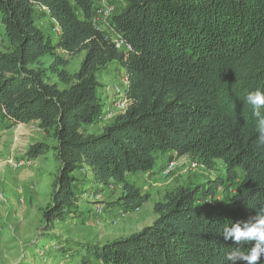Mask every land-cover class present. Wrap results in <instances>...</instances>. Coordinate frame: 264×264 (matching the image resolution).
Returning a JSON list of instances; mask_svg holds the SVG:
<instances>
[{
    "label": "trees",
    "instance_id": "1",
    "mask_svg": "<svg viewBox=\"0 0 264 264\" xmlns=\"http://www.w3.org/2000/svg\"><path fill=\"white\" fill-rule=\"evenodd\" d=\"M96 1L0 0L9 43L0 52V124L38 123L54 145L35 143L26 156L53 153L59 164L41 211L46 227L77 212L83 193L112 185L122 186L118 208H140L149 196L127 178L152 173L157 154L190 156L208 170L221 160L225 177L166 194L141 231L68 245L84 263L264 264V0H127L111 19L127 51L94 25ZM38 8L52 31L38 25ZM113 63L126 71L127 107L90 133L104 113L99 72ZM83 180L91 187L79 191ZM226 184L237 189L224 201Z\"/></svg>",
    "mask_w": 264,
    "mask_h": 264
},
{
    "label": "rangeland",
    "instance_id": "2",
    "mask_svg": "<svg viewBox=\"0 0 264 264\" xmlns=\"http://www.w3.org/2000/svg\"><path fill=\"white\" fill-rule=\"evenodd\" d=\"M126 2L106 0L104 4L113 7L115 15ZM101 6L95 5V13ZM35 17L39 26L52 31V21L45 9L38 8ZM111 19H102L101 25L115 36L117 33L112 29ZM8 47L0 15V52ZM58 54L63 55L60 51ZM84 56L82 53L71 59L66 69L70 73L78 71ZM52 61L51 56L42 59L45 67ZM49 76L52 82H58L55 75ZM99 80L101 87L98 92L104 113L96 125L87 128L94 134L101 133L124 111L123 97L128 83L125 69L115 63L99 72ZM39 142L54 145L38 123L20 124L10 129L0 124V264H95L84 263L82 255L72 244L68 245L69 242L76 239L106 243L128 237L154 222L157 218L154 205L163 201L166 194L178 187H205L210 179L226 176V166L221 160L213 170H208L190 156L180 157L173 152L157 154V165L152 173H137L127 178L143 195L149 196L140 208L130 212L118 208L116 203L122 186L112 185L100 192L83 193L77 212L47 228L41 211L51 201L59 164L53 153L36 160L28 159L27 151ZM171 164L172 171L166 174L164 170ZM239 175L242 177L241 172ZM83 182L87 184L78 185L76 189H90L89 180ZM236 189L237 185L226 184L219 188L217 196L225 201ZM98 209H101V214Z\"/></svg>",
    "mask_w": 264,
    "mask_h": 264
},
{
    "label": "built area",
    "instance_id": "3",
    "mask_svg": "<svg viewBox=\"0 0 264 264\" xmlns=\"http://www.w3.org/2000/svg\"><path fill=\"white\" fill-rule=\"evenodd\" d=\"M106 0H97L96 1V5L98 4L99 6H101L100 4L103 3V5L100 7V9H97L96 13H94V17H93V23L94 25L99 28V29H103L107 32L108 31V28L105 29L101 23L103 22L102 19H111L113 16H114V9L113 7H111L110 5H105L104 2ZM110 34V39L111 41L114 43L115 47L118 49V50H121V51H127L130 49V45L127 44L119 34H116L115 36L111 35ZM124 100H123V106L124 108L126 109L127 107V99H125V97H123ZM124 109V110H125ZM173 164H171L169 167H167L164 171L166 174H168L170 171H172V167ZM99 210V209H98ZM99 214L102 213L101 209L99 210L98 212Z\"/></svg>",
    "mask_w": 264,
    "mask_h": 264
},
{
    "label": "crops",
    "instance_id": "4",
    "mask_svg": "<svg viewBox=\"0 0 264 264\" xmlns=\"http://www.w3.org/2000/svg\"><path fill=\"white\" fill-rule=\"evenodd\" d=\"M155 219H156V218H155ZM154 221H155V220H154ZM152 223H153V222H152ZM152 223H151V224H152ZM149 225H150V224H149ZM147 226H148V225H147ZM145 227H146V226H145ZM142 229H143V228H142ZM142 229H141V230H142ZM141 230H140V231H141ZM121 237H122V236H121ZM124 237H127V236H123L122 238H124ZM119 238H120V237H119ZM95 264H101V263H95Z\"/></svg>",
    "mask_w": 264,
    "mask_h": 264
}]
</instances>
